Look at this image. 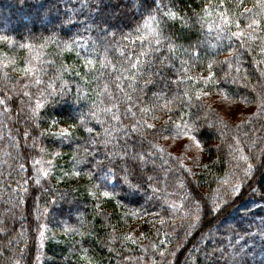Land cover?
Instances as JSON below:
<instances>
[{
	"label": "snow or ice",
	"instance_id": "obj_1",
	"mask_svg": "<svg viewBox=\"0 0 264 264\" xmlns=\"http://www.w3.org/2000/svg\"><path fill=\"white\" fill-rule=\"evenodd\" d=\"M126 3L133 8L132 15L135 18V24L119 22L116 13L122 11L124 5L111 6L106 3V0H94V2L90 0V6L96 10L95 14L98 17V20L93 21L91 28L97 33V40L91 42L87 50L82 47L83 37L67 35L66 38L61 39L60 32L63 30H55V25H53V31L46 30L48 31L47 35L34 36L29 30V37L39 41L38 44L21 43L9 35L0 34V68L23 73L26 78L30 74H35L32 79L37 83L39 82L40 69L36 68L30 60L21 61L23 67H17L18 61L12 54L17 48L29 50L30 55L37 49L42 52L49 44H54L58 51L79 49L77 55L83 52V65L91 69L94 67L92 54L98 53L103 47V56L100 58V67L97 69L96 75L89 78L88 73H85L83 77L86 88L92 89L94 99L78 85H76L75 98L72 99L69 81L60 77L59 87H53L50 83L49 90L41 91L34 105H27L31 107V113L25 117V122L29 124L31 131L24 130L19 141L16 136L12 137L13 152L17 148H22L23 152L16 153V155H22L27 161L31 154V150L27 146V139L31 138L33 141L31 149L39 147L42 155L40 158L32 157V165H40V167L26 169L24 164H20L19 171L32 172L36 184L39 185L41 175L48 177L55 172L53 161L61 155L58 151H49L42 146L43 136L58 138L60 142L71 141L76 131L83 130L87 136L81 137V139L87 146L76 145L72 153V170L62 172L59 179H64L67 176L86 177L90 185L88 191L97 201H101L103 198H117L119 194L116 192V188L118 186L124 190L125 199L135 196L137 193L151 192V199L156 202L158 207V210L152 215L160 216L162 212L182 213L180 218L182 221L181 231L183 232L182 237L178 233L176 234L178 242L173 245L171 251L166 252L162 245L155 242L151 243V249L154 252H160V255L165 258L164 264H201V253L206 264H213L214 251H204L207 244L211 242V237L205 240L201 235L200 241L197 243L203 241V247H194L190 250V252L194 251L196 255L193 257L189 254L187 262L177 260L176 250L182 251L190 237L198 232L203 233L205 224L211 225L213 221L219 222L222 215L235 207L238 202L247 199L249 192L253 195L259 193V199L264 200V192L261 191L264 184L257 183L255 179L257 172L264 176V159H257L258 156H264V148L260 147L261 144H264V138L257 142L248 133L243 134V137L247 138V143H242V138H232V142L227 143L230 166L222 173L213 174V181L217 183L216 188L209 187L207 191H203L196 185V182L189 179L196 173L192 171V167L185 163V158L193 160L197 167L209 169V164L200 163L199 160V157L203 156L207 144V140L203 137L212 135V132L206 130L208 128L215 130L217 125H220L218 135L227 140L226 132L229 125L207 104L198 103L197 105L202 115L181 109L190 107L194 97L200 98L208 95V92L202 90L203 87L218 88V96L222 99L233 95V93L229 92L226 87H220L221 81L215 78L216 74L213 71L216 64L213 59H209L207 63L206 75H187L189 68L185 67L181 74L175 76V80L171 77H160V72L163 71L165 65L171 63L166 56L158 55L159 68L149 72L146 78H143V66L147 64L151 67L156 63L152 56L154 53L159 54L165 44L170 52L173 50L174 44L168 42L179 39V37L170 32V24L177 20L183 21L182 29L198 28L202 31L206 28L208 32L215 30L216 38L221 43L225 40L229 44L238 41L245 49L250 46L251 41H255L257 38L264 41V35L259 37L256 35L258 32L264 33V0H257L256 5L252 8H245L242 3H239L236 5L237 8H242V11L239 12H235L229 7L228 0H206V2L201 0L197 10L190 8L174 10L176 9L175 0H136L134 4L133 0H126ZM14 6L23 10L28 6V0H14ZM40 7L43 8V5ZM57 11H59L58 8ZM56 19H60V17L57 16ZM60 23L63 25L64 20H60ZM0 27L5 33L13 31L3 21H0ZM134 33L138 35H134ZM101 34L108 40L100 39ZM229 50L233 52V56L239 54L231 47ZM109 53H118L119 60L114 62L109 58ZM259 55L264 57V43L259 46ZM142 57L148 59L145 60ZM228 59L225 58V60ZM183 63L187 62L182 61ZM260 63H264V60ZM228 67L231 68L232 65L229 64ZM109 68L112 71L106 73L104 70ZM61 69L67 71L63 64H61ZM57 75L59 76V73ZM74 75L80 77L79 72L74 71ZM260 75L264 76V69L261 70ZM226 78L231 79L227 73ZM4 79H10L7 72L4 73ZM99 81H103L102 86ZM173 84L176 85L175 90L172 87ZM180 85H183V88ZM195 85L202 87L195 88ZM4 87L7 88L8 85L5 84ZM14 88L15 85L7 92L0 91V114L5 117L24 104L23 100L20 105L17 104L18 94L13 92ZM31 95L32 93H25V96L30 97ZM235 95H240V93H235ZM243 98L250 105L254 104L256 110L248 120L240 119L239 124L236 125L237 131L257 116L264 115V86L258 92L253 89V95ZM66 101H71L80 109L72 117L75 123L60 124L56 117L47 114L48 104H63ZM84 101H89L87 110L81 107ZM220 107L223 109L224 105H220ZM161 110L174 115L179 114L175 119L173 116H168L159 125L146 118L149 114H153L151 120H157L158 117L154 113ZM225 111L231 116L237 114L238 108L236 105H230ZM210 113L213 118L208 120L207 117ZM237 119H239L238 115ZM45 123L49 125L47 131L40 127ZM58 125V130L51 131ZM165 133L169 135L166 136ZM160 140L169 142L175 140L173 146L178 145L177 152L182 155H174L168 151V145L161 144ZM211 147L212 145H208V149ZM219 147L218 145L217 149ZM186 149H195L198 155L188 157ZM5 154L9 155V153ZM45 155L51 158L45 160L43 158ZM158 161L159 163H157ZM217 162H220L219 157L212 162V166L214 167ZM149 172L153 174L148 175ZM161 175L166 178L163 187L153 183ZM133 178H137L139 182L133 183ZM169 179L171 183L168 182ZM110 180L115 183H110ZM16 182L13 181V183ZM254 183H257L256 187H253ZM19 184L23 194L18 193L19 199L15 200L12 207L6 208L4 219L0 220V233L5 236L15 231L14 225L9 228L7 220L9 218L15 220V212L19 204L23 202L27 206L28 199L34 198L29 196L28 180L25 176L19 177ZM169 187L173 189V192L167 191ZM10 191H16V189H10ZM32 191L35 192V189ZM172 195H177V199H171ZM117 203L121 207L124 206L120 199H117ZM96 207L99 208L100 204L97 203ZM140 214L147 216L149 213L144 208H139L133 210L130 215L138 216ZM159 223L163 226L166 221L161 218ZM208 231H212L211 227ZM37 232L43 241L42 226L37 225ZM257 234L264 239V221L259 225ZM89 235L94 234L90 231L83 232L81 233L82 240L73 242L78 247L73 248L72 255L75 256L76 252L82 254L78 257L79 264H98V261L89 256L91 249L84 246L89 243ZM22 236L23 232L17 233L16 237L9 239L7 248L0 245V255L9 252L12 245L17 246L15 252L7 257L9 264H32L31 248L22 238H18ZM144 236V233L140 234V238ZM171 237L172 233H166L162 243H169ZM109 239L115 240L117 237L113 235ZM121 239L122 242L131 241L133 244L138 241V238L131 232L123 235ZM252 239L255 238L252 237ZM244 243L246 244L247 241L245 240ZM21 244L23 247H19ZM140 248L147 253L148 250L144 248V245L141 244ZM220 252L221 256L225 255L224 249H221ZM246 254L242 248L240 250L233 249V252L228 253L227 257L231 264H244ZM169 255L173 258L171 261L167 260ZM149 264H156L155 259H152ZM216 264L219 262L216 261ZM260 264H264V261H261Z\"/></svg>",
	"mask_w": 264,
	"mask_h": 264
},
{
	"label": "trees",
	"instance_id": "obj_2",
	"mask_svg": "<svg viewBox=\"0 0 264 264\" xmlns=\"http://www.w3.org/2000/svg\"><path fill=\"white\" fill-rule=\"evenodd\" d=\"M135 2L136 0H133V4ZM228 2L229 7L233 11L239 12L242 11V8H237V4L242 3L243 7L252 8L256 5L257 0H228ZM106 3L111 6L124 5L123 10L116 13L119 22L122 24H135V18L132 15L133 8L127 5L126 0H106ZM175 3L176 9L174 10H179L180 8L197 10L201 0H175ZM41 5H43V8L40 7ZM57 8L59 11H57ZM49 9L51 11H48ZM95 11L90 6V0H28V6L23 10H19L14 6V0H0V21H3L4 24L13 29V31L5 33L0 27V34L9 35L21 43L38 44L39 41L32 40L29 37V30L34 36L47 35L48 31L54 30L53 25H55V30H63L60 32L61 39L66 38L67 35L83 37L84 44L82 47L87 50L91 42L97 40V33L91 30L93 21L98 20ZM57 16L60 19H56ZM60 20H64L63 25H61ZM182 24L183 21L180 20L170 24V32L174 33L179 39L168 42L174 44L171 52L168 50L167 44H165L159 54H153L152 59L156 60V63L152 64L151 67L147 64L143 66V78H146L149 72L159 68L158 55L166 56L171 61L160 72V77H171L173 80H175L176 75L182 73V69L185 67L189 68L187 75L195 76L200 70L206 72L209 59L219 63L224 56L229 55L227 57L229 59L223 61L221 74L218 76L215 72V78L221 81L220 87H226L229 92L233 93L229 97H236L235 93L238 92L236 90L245 91L242 93L244 95L250 89H255L257 92L260 91L257 88L260 89V85L264 86V76L260 75V69L262 70L264 63L257 64L255 68V62L253 61L264 60V57H261L258 51L259 46L264 41L257 38L255 41H251L250 46L245 49L241 47L238 41L229 44L225 40L221 43L216 38L215 30L208 32L206 28L202 31L198 28L182 29ZM134 35L138 34L134 33ZM256 35L259 37L263 33L258 32ZM100 39L108 40L102 34ZM229 47L237 50L239 54L233 56V52L229 50ZM78 51L79 49L58 51L54 44H49L42 52L37 49L36 52L30 55L29 50L17 48L12 53L18 61L17 67H23V63H20L21 61L27 62L30 60L36 68L40 69L38 83L32 79L35 74H30L26 78L23 73L15 72L12 69L0 68V91L7 92L8 89H12L13 85H15L13 92L18 94L17 104L20 105L21 100L24 101L23 105L10 112L7 117L0 114V125H2L0 127V220L4 219L6 208L12 207L15 204V200L19 199L18 193L23 194L19 184L20 176H25L28 180L29 196L34 197L28 199L27 206L23 202L19 204L15 212V220L11 218L7 220L9 228L14 225L15 231L8 236L0 233V245L5 248L9 247L8 240L16 237L17 233L23 232V236L18 238H22L30 246L32 264H79L78 257L82 254L76 252L75 256L72 255L73 248L78 247L73 242L81 241V233L90 231L94 235H89V243L84 246L91 249L89 256L98 261V264H149L152 259H155L156 264H164L165 258L160 255L159 251L154 252L151 249V243L155 242L162 245L166 252L171 251L173 245L178 242L176 234L178 233L180 237L183 236L180 218L182 213L162 212L160 216L152 215L158 210V207L156 202L151 199V192L147 194L143 192L137 193L135 196L125 199L124 190L118 186L116 188V192L119 194L117 198H103L101 201H97L88 191L90 185L86 177L67 176L64 179H59L62 172L72 170V153L76 145L87 146L84 140L81 139V137L87 136V133L83 130L76 131L71 141L60 142L58 138L48 135L43 136L42 146L49 151L55 150L61 154L53 163L55 168L59 167V169L63 170L62 172H58L55 169V172L48 177L41 175L40 183L37 185L32 172L24 173L19 171L20 164H24L26 169L40 167V165H32V157L40 158L42 154L39 147L31 149L33 145L31 138L27 139V146L31 150L27 161L22 155H16V153L23 152L22 148H17L13 152L11 140L13 136H16L19 141L24 130L31 131L29 124L25 122V117L31 113V107L27 105H34L41 91L49 90L48 86L50 83L53 87H59L61 83L60 77H62L63 80L69 81L72 99L76 95V85L87 91L88 95L93 99L95 98L92 96V89L86 88L83 77L85 73H88L89 78L96 75V71L100 67V58L103 56V47L100 48L98 53L92 54L94 67L91 69L83 65L84 53L80 52L77 55ZM109 58L116 62L119 60V55L118 53H109ZM142 59L147 60L148 58L142 57ZM182 61L187 63L182 64ZM247 62H249L248 66H246ZM61 64L67 71L61 69ZM229 64L232 65L231 68L228 67ZM255 69L262 77L261 80L257 78L250 79L252 78L249 77L250 70L254 72ZM74 71L79 72L80 77L74 75ZM104 71L108 73L112 69L109 68ZM5 72H7L9 80L4 79ZM57 73H59V76ZM226 73L231 79L226 78ZM247 77H249V80ZM99 83L102 86L103 81H99ZM5 84L8 85L7 88L4 87ZM172 87L175 90L176 85L173 84ZM180 87L183 88V85H180ZM194 87L200 88L202 86L195 85ZM206 89L218 90V88L208 87ZM25 93H32V95L28 97L25 96ZM148 95L150 96L151 93L149 92ZM199 99L194 97L191 106L181 110L202 115L197 106L200 103ZM67 102L71 103V101H66L63 104H48L47 114L56 117L60 124L75 123L72 117L80 109L75 106V112H73L66 104ZM88 103L89 101H84L81 107L87 110ZM178 114L174 115L161 110L154 113L158 117L157 120H151V115L153 114H149L146 118L150 122L159 125L168 116H173V119H175ZM207 119L211 120L212 115L207 117ZM256 124L259 127L262 125L259 122ZM227 125L229 124L227 123ZM40 127L45 131L49 129L48 123L42 124ZM58 127L59 125L57 128L51 129V131L58 130ZM220 127V125H217L215 130L208 128L206 131L212 132L211 137H203V139L207 140V143L212 142L216 146L220 142L221 146L219 149L213 148L215 151L212 152L213 160L209 164L210 168L204 171L206 175L197 174L189 177L203 191H207L209 187L216 188L217 183L213 181V174L222 173L230 166L228 164L227 143H230L233 138L231 129L230 127L227 129L226 136L228 139L226 140L225 137L218 135ZM97 130L99 131L100 129L98 128ZM260 147L264 148V144H261ZM5 153H9V155ZM217 157L220 158V162H217L213 167L212 162L216 161ZM43 158L48 160L51 157L45 155ZM257 159H264V156H258ZM252 162L255 163L256 161ZM152 174L151 172L148 173V175ZM259 174L257 172L255 179L262 177ZM165 179L161 175L153 183L163 187ZM14 180L17 182L13 183ZM259 181V184H264V178L262 180L259 179ZM109 182L115 183V181L111 180ZM132 182L138 183L139 180L133 178ZM168 182L171 183V180L169 179ZM253 185H255L253 187L257 186L256 183ZM10 189H16V191H10ZM33 189H35V192L32 191ZM167 191L173 192V189L169 187ZM261 191L264 192V188H261ZM170 198L176 200L177 195H172ZM117 199L123 201V207L117 203ZM97 203L100 204L99 208L96 207ZM139 208H144L149 214L147 216L143 214L138 216L130 215L133 210ZM169 216H171V219H169ZM161 218L166 221L163 226L159 223ZM262 221H264V200L259 199V193L253 195L249 192L248 198L238 202L235 207L222 215L219 222L213 221L211 225L205 224L203 233L198 232L190 237L182 251L177 249V260L187 262L189 254L195 257L196 253L194 251L190 252V250L194 247H203V241L199 244L197 243L200 241L201 235H203L205 240L211 237V242L207 244V248L204 251H214L215 260L213 264H216V261L219 264H231L227 254L232 253L233 249L240 250L241 248L250 254V257H244V264H260L261 261H264V239L257 234V230ZM37 225L43 228V241H41L37 232ZM209 227L212 229L211 232L208 231ZM47 228H49V232L45 231ZM54 230L55 232L52 234ZM129 232L138 238L137 243L133 244L131 241L122 242V236ZM141 233L145 234L143 238H140ZM166 233H172V237L169 243L163 244ZM51 235L57 239V242L49 239ZM113 235L117 239H109ZM252 237L255 239L253 240ZM245 240L247 241L246 244L244 243ZM141 244L148 250L147 253L140 248ZM16 247V245H12L9 252H4L3 255H0V264H9L7 257L15 252ZM19 247H23V245L21 244ZM221 249L225 250L224 256H221ZM172 259V256H167L168 261ZM201 264H206L202 253Z\"/></svg>",
	"mask_w": 264,
	"mask_h": 264
},
{
	"label": "rangeland",
	"instance_id": "obj_3",
	"mask_svg": "<svg viewBox=\"0 0 264 264\" xmlns=\"http://www.w3.org/2000/svg\"><path fill=\"white\" fill-rule=\"evenodd\" d=\"M109 10L111 11V8ZM263 35H264V33H263ZM228 56L229 55L224 56L221 59V62L215 64V67H214L213 70H214V72L217 73L218 76L223 71V61ZM257 61H260V60H257ZM257 61H253V62H255V68H256V65L257 64H261L260 62H257ZM248 64H249V62H247V65L246 66H248ZM262 69H264V66L262 67ZM260 72H261V69H260ZM198 74L206 75L207 73L205 71H201L200 70V72ZM249 77H252L250 79L257 78V79H260V80L262 78L259 75V72L257 71V69H255L254 72H252V70H250ZM249 77H247L248 80H249ZM261 87L262 86L260 85V88ZM206 88L207 87H203L202 90L205 91V92H208L209 94L206 95V96L200 97V99H201V100L199 99L200 103L207 104L209 106V108L213 112L217 113L220 117H222L229 124V127L231 129V136L233 138H237V137L238 138H242V143H247V138L246 137H243V134L244 133H248L249 136L253 137L255 140H257V142H259L262 138H264V116H257L254 120L250 121L248 124H246L244 126H241L240 129H239V131H237V129H236V125L239 124L240 119L248 120V118L256 110L254 104L250 105L248 103V101L243 98V97H249V96L253 95V91H252L253 89L252 90L250 89V91H246L245 95L242 94L245 91L241 92V90H236V91H238L236 93L242 94L241 97H239L240 95H236V97L233 96L234 98L233 97H227V98H223L222 99L220 96H218L219 89L218 90H213V89H206ZM257 90H260V89L257 88ZM220 105H224V108L222 109L220 107ZM230 105H236L237 106V108H238L237 114H234V115H231V116L227 114V112L225 111V109L228 106H230ZM68 107H70V109L73 112H75V108L74 107H72L70 105H68ZM237 115L239 116V119H237ZM210 116H211V113L209 114L208 117H210ZM257 122L261 123L262 125H260V127H259L258 124H256ZM165 135L167 136L169 134L168 133H165ZM159 142L161 144H167L168 145L167 150L170 151V152H172L174 155H182V153L177 152L178 145H176L175 147L173 146L175 144V140H173L171 142L164 141V140H160ZM231 142H232V140L230 141V143ZM208 145H212L211 149H208ZM218 145L220 146V142L217 143L216 146H218ZM216 146L212 142H208L205 145V151L203 153V156L202 157H199L200 163H206V164H210L211 163V161L213 160L212 159L213 158L212 157V152H215L213 150V148L214 149H217ZM246 151H248V149H246ZM186 153H187V156L188 157H192L194 155H198L196 153L195 149H186ZM185 163L188 164L190 167H192V171L194 173H196V175L197 174H200V175H203L204 174V175H206V173H204L205 169L195 166V162L193 160L185 158ZM55 169H56V171L58 170V172H62L63 171L62 169H59V167L58 168H55ZM259 176H261V174H259ZM80 178H82V177H80ZM262 178H264V176H262L260 178L258 177L256 179V182L257 183H260L259 179L262 180ZM253 186H255V185H253ZM45 231H48L49 232V228H47ZM54 232H55V230L52 231V234H54ZM49 239L51 241L57 242V239H55V237L52 236V235L49 237ZM246 253L247 254L245 256L250 257V254L248 252H246Z\"/></svg>",
	"mask_w": 264,
	"mask_h": 264
},
{
	"label": "bare ground",
	"instance_id": "obj_4",
	"mask_svg": "<svg viewBox=\"0 0 264 264\" xmlns=\"http://www.w3.org/2000/svg\"><path fill=\"white\" fill-rule=\"evenodd\" d=\"M66 104H67V105H70V106H72V107H75V106H76L75 104L70 103V102H69V103L67 102Z\"/></svg>",
	"mask_w": 264,
	"mask_h": 264
}]
</instances>
